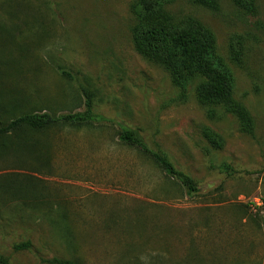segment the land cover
Wrapping results in <instances>:
<instances>
[{"label": "rangeland", "instance_id": "1", "mask_svg": "<svg viewBox=\"0 0 264 264\" xmlns=\"http://www.w3.org/2000/svg\"><path fill=\"white\" fill-rule=\"evenodd\" d=\"M133 2L0 0V124L28 112L83 111L87 97L104 118L31 132L32 153L0 152V261L264 264V207L248 202L264 200V0L255 15L232 0L170 6L213 33L252 136L232 114L199 103L196 82L181 91L136 52ZM233 40L241 41L237 59ZM121 127L137 130L196 191L123 145Z\"/></svg>", "mask_w": 264, "mask_h": 264}, {"label": "trees", "instance_id": "2", "mask_svg": "<svg viewBox=\"0 0 264 264\" xmlns=\"http://www.w3.org/2000/svg\"><path fill=\"white\" fill-rule=\"evenodd\" d=\"M175 0H134L131 13L134 22L131 36L134 48L141 56L161 65L170 75L174 86L185 91L196 82L195 95L199 103L210 108L219 106L232 114L241 133L252 136L254 125L247 108L234 96V77L231 69L217 53L213 33L192 15H177L170 10ZM192 4L214 9L217 0H189ZM234 5L255 15L256 0H232ZM233 59L242 54L241 41L230 44ZM2 108V105L0 106ZM104 118L93 111L90 97L84 102V110L61 115L49 112H28L0 124V152L25 155L34 152L37 141L27 134L54 126H81L100 123ZM211 144L216 142L206 133ZM14 138V139H13ZM119 141L134 148L152 161L167 176L175 178L188 193L196 191L194 181L178 170L162 153L151 149L134 129L121 127ZM29 243L16 245V249ZM55 264H81L75 260L53 259ZM0 264H3L0 261Z\"/></svg>", "mask_w": 264, "mask_h": 264}, {"label": "built area", "instance_id": "3", "mask_svg": "<svg viewBox=\"0 0 264 264\" xmlns=\"http://www.w3.org/2000/svg\"><path fill=\"white\" fill-rule=\"evenodd\" d=\"M250 207L255 211H261V209L264 207V200L260 197H251L248 199Z\"/></svg>", "mask_w": 264, "mask_h": 264}]
</instances>
